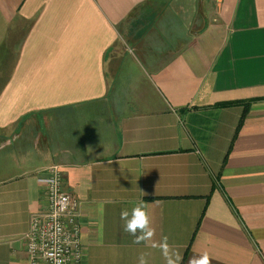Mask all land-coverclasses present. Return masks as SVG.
I'll list each match as a JSON object with an SVG mask.
<instances>
[{
	"label": "crops",
	"instance_id": "0c3cea01",
	"mask_svg": "<svg viewBox=\"0 0 264 264\" xmlns=\"http://www.w3.org/2000/svg\"><path fill=\"white\" fill-rule=\"evenodd\" d=\"M163 1L0 0V264H28L52 164L79 200L81 264H167L165 239L177 264H264V0H205L159 66L119 70L122 28ZM140 200L137 242L121 211Z\"/></svg>",
	"mask_w": 264,
	"mask_h": 264
},
{
	"label": "rangeland",
	"instance_id": "374dc122",
	"mask_svg": "<svg viewBox=\"0 0 264 264\" xmlns=\"http://www.w3.org/2000/svg\"><path fill=\"white\" fill-rule=\"evenodd\" d=\"M207 6L205 0H164L141 8L130 24L122 28L120 40L115 45L118 53L113 59L115 66L128 55L119 70L156 68L169 53L187 41V36L207 22Z\"/></svg>",
	"mask_w": 264,
	"mask_h": 264
},
{
	"label": "built area",
	"instance_id": "2783aa9c",
	"mask_svg": "<svg viewBox=\"0 0 264 264\" xmlns=\"http://www.w3.org/2000/svg\"><path fill=\"white\" fill-rule=\"evenodd\" d=\"M37 180L47 186V200L31 214L23 236L27 263L81 264L79 200L64 188L58 164L44 169Z\"/></svg>",
	"mask_w": 264,
	"mask_h": 264
},
{
	"label": "clouds",
	"instance_id": "9594fccd",
	"mask_svg": "<svg viewBox=\"0 0 264 264\" xmlns=\"http://www.w3.org/2000/svg\"><path fill=\"white\" fill-rule=\"evenodd\" d=\"M121 219L125 222V231L131 233L133 236H137V233L140 234L137 238V242H139L140 239H150L153 235V231L150 228L149 216L146 211V205L142 200L134 202L130 211L127 209L122 210ZM160 247L167 264H177L179 256L175 253L169 252L166 239L165 242L160 245ZM140 264H145L143 257L140 259ZM190 264H210V258L207 253H204L198 258L192 259Z\"/></svg>",
	"mask_w": 264,
	"mask_h": 264
},
{
	"label": "trees",
	"instance_id": "16d2710c",
	"mask_svg": "<svg viewBox=\"0 0 264 264\" xmlns=\"http://www.w3.org/2000/svg\"><path fill=\"white\" fill-rule=\"evenodd\" d=\"M139 8H140V6H139ZM139 8H137V10H138ZM233 103H235V102H234V101H230V102H221V103H218L217 105H229V104H233Z\"/></svg>",
	"mask_w": 264,
	"mask_h": 264
}]
</instances>
